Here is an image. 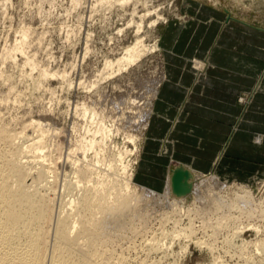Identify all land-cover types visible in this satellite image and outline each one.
<instances>
[{"label": "rangeland", "instance_id": "374dc122", "mask_svg": "<svg viewBox=\"0 0 264 264\" xmlns=\"http://www.w3.org/2000/svg\"><path fill=\"white\" fill-rule=\"evenodd\" d=\"M198 17L216 24L200 28L206 38L264 40V0H0V128L12 146L33 139L40 129L44 141L57 146L62 154L55 178L48 179L53 188L47 194L52 198L54 220L78 193L73 187L66 189L75 179L70 166L65 165V155L71 153L72 163L82 160L79 146L85 143L89 128L84 109L93 110L112 130L119 127V144L126 132L138 137V153L131 157L135 168L147 139L144 130H149L143 128L144 121L135 120L136 110L145 107L148 113L159 91L154 90L166 78L162 40H196L190 39L189 31ZM199 24L193 27L194 32ZM137 37L152 50L121 71L106 70L105 63L120 59ZM188 62L196 76L209 66L199 58ZM250 99L247 93L237 96L240 104ZM259 138L254 133L252 140ZM112 145L108 143V153ZM126 147L132 148L127 141ZM87 155L88 160H82L85 163H89L90 153ZM252 159L264 171V156ZM207 173L201 177H216ZM198 177L194 185H200ZM220 182L225 183L224 195L230 199L236 188L244 185L260 200V211L232 210L235 219L220 229L218 219L224 213L217 212L204 221L192 211L189 219L197 232L190 240L180 232L188 226L186 216L173 225L172 220L164 221L172 213L171 207L148 200L142 205L147 210L144 230L132 233L140 229L139 223L126 222V238L107 246L105 260L111 264H264V200L260 191L264 173L247 182ZM235 233H239L237 239Z\"/></svg>", "mask_w": 264, "mask_h": 264}, {"label": "bare ground", "instance_id": "6f19581e", "mask_svg": "<svg viewBox=\"0 0 264 264\" xmlns=\"http://www.w3.org/2000/svg\"><path fill=\"white\" fill-rule=\"evenodd\" d=\"M140 29L141 25L137 26L136 32ZM135 41L125 48L122 57L115 63L106 62L105 69L121 71L134 64L142 54L152 50L138 37ZM42 75L45 78L47 74ZM151 106L150 109L147 107L148 113L144 112L145 107L136 110L135 120L144 121V129L149 125L153 113ZM84 117L89 120V128L86 130L88 137L84 144H80L79 150L82 160H88L87 154L90 153L89 163L82 160H74L72 163L74 157L71 153L65 155V165L70 166V174L75 179L66 189L73 187L78 189V193L55 220L52 198L47 194L53 189L48 179L50 176L55 178L62 154H59L57 146L52 147L44 141L40 129L33 139L20 146H12V140L0 128V264H111L104 258L107 246L126 238L123 236L126 222L137 220L139 223V231L135 229L132 233L138 234L144 230L147 210L142 205L148 200L170 206L173 211L164 221L172 220L173 225H179L182 216H186L188 226L181 228L180 232L190 240L197 232L189 219L192 211L200 214L204 221L213 214L218 215L217 212L224 213L218 219L217 227L221 228L235 219L230 214L232 210L241 213L259 210L260 200L255 199L244 185H239L234 195H231L233 199H230V195H224L225 183L214 176L201 177V173L196 174L188 166L184 167L191 174L188 179L191 190L185 195L176 196L171 193V171L165 177L162 194L138 183L134 162L131 160L138 153V137L126 132L121 135L123 140L119 144L116 140V136L120 135L119 127L112 130L103 118L98 119L93 110L84 109ZM126 141L131 144V149L126 147ZM109 142H113L115 151L113 148L108 153L109 147H106ZM32 162L36 165L32 166ZM196 175L202 178L198 177L202 180L200 185H194ZM260 191L264 200V185ZM238 234L235 233L236 239ZM50 237L53 238V244L50 245L52 248L48 259ZM196 244L201 245L198 241ZM151 246L154 247L153 244ZM259 248L261 244L257 250Z\"/></svg>", "mask_w": 264, "mask_h": 264}, {"label": "crops", "instance_id": "0c3cea01", "mask_svg": "<svg viewBox=\"0 0 264 264\" xmlns=\"http://www.w3.org/2000/svg\"><path fill=\"white\" fill-rule=\"evenodd\" d=\"M191 24L190 39L196 40H162L166 78L152 100L135 167L137 182L156 191L180 164L225 182H247L264 173L252 163L254 156H264V40L206 38L200 28L215 26L213 21L198 17ZM193 58L209 64L200 76L189 68ZM243 93L251 99L240 104L237 96Z\"/></svg>", "mask_w": 264, "mask_h": 264}, {"label": "water", "instance_id": "95a60500", "mask_svg": "<svg viewBox=\"0 0 264 264\" xmlns=\"http://www.w3.org/2000/svg\"><path fill=\"white\" fill-rule=\"evenodd\" d=\"M191 174L183 165H176L171 169L169 184L171 193L176 196L185 195L190 190Z\"/></svg>", "mask_w": 264, "mask_h": 264}]
</instances>
